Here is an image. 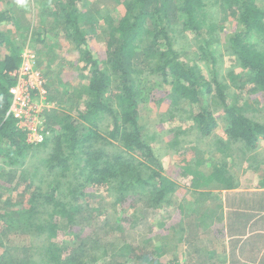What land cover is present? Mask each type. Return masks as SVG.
Instances as JSON below:
<instances>
[{
  "label": "trees",
  "instance_id": "trees-1",
  "mask_svg": "<svg viewBox=\"0 0 264 264\" xmlns=\"http://www.w3.org/2000/svg\"><path fill=\"white\" fill-rule=\"evenodd\" d=\"M27 1L29 8H22L23 4L9 8L13 0H5V7L0 8V188L5 190V181L14 182L16 177L11 174L34 168L16 184L20 195L11 191L0 195V227H5L0 232V248L4 249L0 264H179L178 260L165 259L158 245L150 250L143 239L130 242L124 228L134 224L136 210L143 204L156 211H167L177 204L179 190L185 192L186 187L164 175L165 167H172L174 174L178 173L174 168L181 167L179 173L185 180L189 169L210 163L214 174H223V170H216L214 156L206 157V148L182 146L187 131L182 125L186 122L192 120L194 125L189 129V135L194 130L193 142H208L218 132L217 142L222 144L219 152L225 146L230 150L231 144L248 153L256 152L264 142V123L246 114L252 106L249 98L258 94L264 100V0H113L114 9L95 13L89 11L95 0ZM38 6L42 27L35 29L29 25L35 14L25 11ZM230 19L231 33L224 26ZM95 23H100L98 30ZM11 32L25 37L34 51L37 48L32 44L43 46L41 51L48 47L50 35L77 50L75 70L79 74L68 73L75 76L74 83L81 80V86L68 88L70 83L61 80L57 84V75L56 84H48V102L77 117H59L58 108H51L45 113L50 135L43 145L29 144L16 119L7 116L12 103L10 88L15 84L10 73L20 67L23 47L15 38L9 39ZM97 33L104 35L105 49L90 38H96ZM145 39L149 45L138 49L136 42ZM188 49L193 57L211 63L212 76L188 56ZM41 51L36 52L37 58L54 80L49 64L52 58L43 61ZM221 53L222 60L212 57ZM223 62L232 65L228 73L233 72L229 76L234 85L226 84L218 75L217 67L223 68ZM241 74L250 77L237 83ZM114 79L120 83L116 85ZM161 85L172 88V105L168 120L160 114L157 124L161 129H155L157 133L149 141L162 136L164 151H176L174 162L168 164L163 161V149L148 142L140 126L141 103L150 100L154 88L158 90ZM181 98L185 103L180 110L186 116L178 118L172 113ZM204 98H212L217 106L202 102ZM244 104L249 107L243 109ZM217 115L226 119L223 135L218 130ZM171 122L178 125L169 128ZM196 151L200 154L197 158L189 156ZM231 165L237 162L223 164L227 169ZM221 179L219 184L224 188L235 185L229 172ZM200 181L191 180L194 186ZM217 187L213 184L214 189ZM94 193L111 196L115 216L93 206L98 202ZM188 197L179 199L176 207L182 211L190 207ZM197 197L206 202V198L218 200L214 194L193 192V202ZM59 233L70 237V242L58 240ZM10 234L22 239L21 243L8 245L10 241L2 237L9 239ZM24 236L39 243L25 246ZM217 236L221 245L222 227L215 239ZM218 254L212 251L208 264H222Z\"/></svg>",
  "mask_w": 264,
  "mask_h": 264
},
{
  "label": "rangeland",
  "instance_id": "rangeland-1",
  "mask_svg": "<svg viewBox=\"0 0 264 264\" xmlns=\"http://www.w3.org/2000/svg\"><path fill=\"white\" fill-rule=\"evenodd\" d=\"M9 1V0H8ZM19 4H23L22 8L25 6V8H29L28 7V1L27 0H13V2L11 3V5L9 6V8H19ZM39 4V3H38ZM37 3L35 4L36 6L38 5ZM49 4V3H48ZM92 9H90V13H95L97 10H112L114 9L115 5L113 0H95L94 2H92ZM6 3L5 0H0V8L5 7ZM51 9H53L54 5L52 4ZM39 9V6L33 10H26L25 12L27 13H32L35 14V16H31L32 18L30 19L31 22L29 23L30 27H34L35 29H39L42 26L40 25V20H39V13L41 11V9ZM87 10V9H86ZM85 10V11H86ZM31 14V15H32ZM29 16H27L28 18ZM232 19L228 20L227 23L224 24V26L227 28V32H233V26H232ZM97 24V23H95ZM99 24H97V30L99 29ZM7 32V31H6ZM230 33H224V34H230ZM13 38H15V42H17L19 45H22V52L25 50L27 46V42H26V38L23 37H19L18 33L16 32H11V34H9V39L12 40ZM91 39L93 38L92 41L95 42V44L100 45L102 49H105V40H104V35L103 34H99L97 33L96 38L94 37H90ZM61 41V40H60ZM187 43V44H186ZM185 44L188 46L189 44V40H187ZM138 49H144L149 45V40H144V41H137L136 42ZM35 48V52H37L39 50V52L41 51L42 47H38L36 44H32ZM47 46L43 51H41V54H43L44 56V60H47L48 57H51V63H49L50 65H52V71L54 70V75L55 78L53 80V74H51V72H49V70H46L44 68V66H41L42 63H40V59H37V67L44 73L45 77L48 79V84H50L51 82L56 84V75L58 76V81L57 84L61 81H63V83H67L70 85L68 86V88L71 87H80L81 86V80L77 83H74V77H72V73H68V71H72L74 74H79V71L75 70L76 69V63L79 60L78 58V54L76 53L77 50H75L72 47V44H68L67 42H57L53 35L49 36V39L47 40ZM48 48V51H47ZM188 48V47H187ZM223 49L225 48V41L223 44ZM104 51V50H102ZM49 53V54H47ZM103 53V52H101ZM141 54V53H139ZM223 54H213L212 57H219L221 58V60L223 59ZM188 56L190 58H192V60H198V64L202 67V69L204 70V72L206 73H210L208 74L209 76L211 75V63H209V65H207L205 63V61H202L200 58H195L193 57V52L191 49H188ZM57 57V58H56ZM55 58L56 60H58V63H55ZM227 60V57H224V61ZM40 63V64H39ZM191 64H194L193 61H190ZM231 65V64H229ZM229 65L226 62H223V68L220 69V67L218 66L217 68L219 70H217V72H219V76L220 78H222V80L226 81V84H232L234 85V83L232 81H230V76L232 75L233 72H229L228 73V68ZM64 67V68H63ZM232 67V65H231ZM234 68V67H233ZM250 76L248 74H241L240 76V80L237 81V83L245 81L249 78ZM61 80V81H60ZM118 80V81H117ZM147 80V78H146ZM235 81V80H234ZM83 83H85V81L83 80ZM114 83L116 85H118L120 83V79H114ZM159 83V82H158ZM157 83V84H158ZM146 85H151L149 81H145ZM149 89L151 90V86H149ZM156 88H154V90L152 91L151 94V99L145 102H142L140 105V126L143 127L142 133L145 136L146 139H148V142H150L153 146H155L157 149H163L161 152L163 161L168 164L170 161L173 163L174 162V156H176V151H173L174 153L169 154V151L167 150V153L164 151V147L165 144L163 142V137H159L158 139L155 138V140L149 141L151 140V137L155 134V132L157 133V131H154L155 129L160 130L161 126L159 124H157V122H160V114H162L164 117H166L165 119L168 120L169 115H168V111L170 110V105H172V100L169 98V95L171 93V87L168 85H161L158 86V90H155ZM247 90L249 89L248 87L246 88ZM246 91V90H245ZM260 94V93H259ZM256 97L251 99L249 98V103L250 105H252L249 108L248 116L252 117V118H256V120H259L260 122L264 123V100L263 97L261 95H255ZM164 100V102L162 101ZM251 100V101H250ZM185 100H183L184 102ZM182 102V98L179 101V103L177 104V108L174 107L173 110V115H176L178 118L179 117H183L186 116L185 112H181V107H184V103ZM202 102H205L206 104L210 103L214 106H217V102L215 100H207V98L203 99ZM51 108L53 109H57L58 108V116L62 117L63 114L64 116L67 117L68 116H75L77 117L76 113H72V111H68L66 110L64 107H58L56 106V104H51ZM249 107V104H244L242 106L243 109H247ZM50 108V109H51ZM219 108V107H218ZM51 109V110H52ZM49 112V111H47ZM46 112V113H47ZM171 112V111H170ZM191 113V112H190ZM192 114V113H191ZM189 115V114H188ZM64 118V117H62ZM218 124H219V131H221V134L223 135L225 128H226V122H225V117L217 115L216 117ZM174 124V125H173ZM177 124L171 122L169 123V128H173V126H177ZM182 127H184L185 129H187L186 134L184 137H186V141L184 142L185 144L182 145L185 148H190L193 146H196L199 149H207V151L204 150V152H207L206 157L208 154L214 156L215 160H214V164H218V166L216 167V170H223V174L227 175V172H229V174L232 175L233 177V182L234 184L236 183H240V185L248 187V186H253V185H257L260 183V181H253L254 179L251 178L253 174V171H251V168L256 166L257 164L260 163V158H257L255 153L256 152H250L248 153V151H243L239 148L238 145L236 144H231L230 147H232L230 150H228V148L225 146V149L223 148L222 151H218L220 150L219 147L220 145H222L221 143H218V132L213 133L212 138L208 140V142H206V140H204V142H201V140H198V142H193L192 139V133L194 130L191 131L190 135H189V129L193 128L194 125L192 123V120L186 122L184 125H182ZM166 127V129H169ZM59 129V127H58ZM222 137V136H219ZM223 138V137H222ZM225 139V138H224ZM197 140V139H196ZM195 140V141H196ZM223 141V140H222ZM45 142L41 143L40 145H43ZM173 145V142L171 143ZM196 144V145H195ZM227 144V143H226ZM260 146L263 147L264 149V142L260 143ZM168 147V144H167ZM169 149V148H168ZM171 150V149H170ZM191 151H194L193 149ZM226 151V154H225ZM172 152V151H171ZM248 153L246 156V160L248 159V161H244V154ZM169 154V155H167ZM264 154V151L260 153V155L258 157H261V155ZM193 156L194 158H197V156H199L200 154L196 151L193 152L191 154H189V156ZM255 157L256 160H254L253 158ZM179 158V155L178 157ZM262 158H264L262 156ZM261 158V159H262ZM181 160V158H180ZM179 160V161H180ZM233 161L237 162V165L233 166L231 165L230 168H225L223 166V164L226 163H230ZM244 161V162H243ZM210 164H206V165H201L200 167L197 166V169L195 170H188L189 174V178H187V180H185V176L180 175V171H181V167L179 168L176 167L174 168V170H176L178 168V173L174 174L172 167H165L166 171L164 172V175H168L172 180L176 181L177 183H179L180 186H182L181 188L186 187L185 192H183V190H179V193L177 194L178 201L176 202L177 204L174 207H170L167 211L166 208L165 209H160L159 211H156L152 208H148L146 204H143L139 207L138 210H136V215H135V219H134V224L130 227H125V236L127 237V239L130 242H136V241H142L145 240L143 243L146 244L145 242H148V244L146 245V247H149L150 250H153L156 248V246H160L159 248L162 249L164 251V256L165 259H167L168 261L170 260V262H173L175 260H178L180 263L179 264H207V262L204 260L206 259V253L208 248L207 247H212L215 245V235L217 234L219 227L222 225L223 223V217L225 218V214H224V208L227 205H224V202L222 200V197H219L218 194H222L223 196V192L228 191L225 188H223V184L219 182H222L223 178V174H214V168L213 166ZM156 167V166H154ZM28 169V170H27ZM34 168H32L31 166L26 168L25 172L22 173L20 170H18V172H15L14 174H11V177H16L14 179V182H3V188L5 189L4 191L0 188V195L3 194H7L9 192V194H14V195H20L21 192H18V187H16V184H19L21 182V179L28 175V173L30 174L31 171H33ZM243 170V171H242ZM27 171V173H26ZM30 171V172H28ZM226 171V172H225ZM195 178H201V181L198 183V186H194L193 182H191L192 179L195 180ZM213 181V180H217ZM264 179V178H263ZM1 183V182H0ZM213 184L217 185L218 187L216 189L213 188ZM1 186V185H0ZM220 186V187H219ZM196 187V188H195ZM190 188H192L193 190H191ZM8 190V191H7ZM25 190V188H24ZM11 191V192H10ZM205 192L208 193L209 195L214 194L215 198L217 201L215 200H209V198H206L208 201H200L199 197H197V202H193V192ZM183 192V193H182ZM95 198L98 200L96 205H93L94 207H101L103 210H107V211H111L112 216H115L114 213V208L113 207V199L111 198L110 195H103V194H98V193H94ZM188 196L191 197V200L188 202V204L190 205V207L186 208V204L185 203V210L182 211L181 208H177L176 206H179L180 204V200L182 199H186L189 198ZM180 199V200H179ZM199 201V202H198ZM132 202V201H131ZM135 202V201H134ZM133 203V202H132ZM203 203V204H202ZM210 206V208H208L207 206ZM145 207V208H144ZM180 213H179V212ZM134 216V215H133ZM195 223H197L198 225H196L195 227H192L195 225ZM190 224V227H188V225ZM165 227V228H164ZM207 227V228H204ZM211 227H214L216 229H213V231H211ZM218 227V228H217ZM5 229V227H0V232L1 230ZM152 228H155V230L153 229L154 233H152ZM164 229H168L167 231ZM166 231V232H165ZM11 235V234H10ZM218 237V236H217ZM216 237V238H217ZM6 240L10 241V243H8V245L12 244H18L21 243L22 239L19 238H15L12 235L10 236L9 240L8 237H5L3 235V237ZM70 237H66V235H63L62 233H59V237L58 240H60L61 242H68ZM25 246H30L32 244H38L39 242L34 241V238L32 237H25L23 238ZM198 240V243H197ZM59 241V242H60ZM70 242V241H69ZM165 244V245H164ZM2 248H0V252L3 253ZM179 258V259H177ZM220 258H221V254H220ZM116 261H119V258H117ZM176 262V261H175ZM215 262V261H214Z\"/></svg>",
  "mask_w": 264,
  "mask_h": 264
},
{
  "label": "crops",
  "instance_id": "crops-1",
  "mask_svg": "<svg viewBox=\"0 0 264 264\" xmlns=\"http://www.w3.org/2000/svg\"><path fill=\"white\" fill-rule=\"evenodd\" d=\"M263 151L259 146L255 155L261 161L251 168L254 174L251 178L260 183L248 187L236 183L223 192L222 200L227 205L220 227L224 236L221 245L217 237L215 245L207 247L209 251L204 259L207 264L212 251L218 252L217 256L221 254L222 264H264V154L258 157ZM244 161L249 162L246 157ZM212 228L216 229L211 227V231Z\"/></svg>",
  "mask_w": 264,
  "mask_h": 264
},
{
  "label": "built area",
  "instance_id": "built-area-1",
  "mask_svg": "<svg viewBox=\"0 0 264 264\" xmlns=\"http://www.w3.org/2000/svg\"><path fill=\"white\" fill-rule=\"evenodd\" d=\"M36 52L26 47L20 67L11 72L15 84L10 88L12 103L7 113L17 121V127L27 136V142L40 145L50 135L45 113L52 107L48 102V79L37 67Z\"/></svg>",
  "mask_w": 264,
  "mask_h": 264
}]
</instances>
